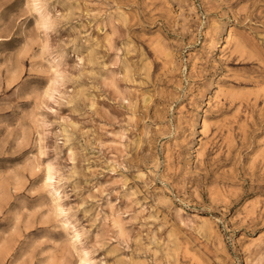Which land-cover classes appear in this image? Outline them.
I'll use <instances>...</instances> for the list:
<instances>
[{
	"label": "rangeland",
	"instance_id": "1",
	"mask_svg": "<svg viewBox=\"0 0 264 264\" xmlns=\"http://www.w3.org/2000/svg\"><path fill=\"white\" fill-rule=\"evenodd\" d=\"M0 264H264V0H0Z\"/></svg>",
	"mask_w": 264,
	"mask_h": 264
},
{
	"label": "bare ground",
	"instance_id": "2",
	"mask_svg": "<svg viewBox=\"0 0 264 264\" xmlns=\"http://www.w3.org/2000/svg\"><path fill=\"white\" fill-rule=\"evenodd\" d=\"M205 123V122H204Z\"/></svg>",
	"mask_w": 264,
	"mask_h": 264
}]
</instances>
